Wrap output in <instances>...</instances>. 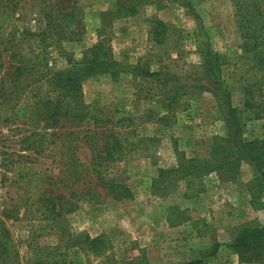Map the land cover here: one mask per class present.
<instances>
[{"label":"rangeland","instance_id":"1","mask_svg":"<svg viewBox=\"0 0 264 264\" xmlns=\"http://www.w3.org/2000/svg\"><path fill=\"white\" fill-rule=\"evenodd\" d=\"M154 2L118 19V0H0V264H174L206 258L215 240L223 246L210 263L237 264L224 244L241 223L264 226L257 168L219 107L227 87L244 121L239 138L264 140V85L253 84L264 70L241 36L237 0ZM153 17L169 22L162 43ZM97 44L123 70L84 78L71 115L48 118L41 102L63 89L59 73ZM207 52L220 56L218 87L198 83ZM116 139L117 159L100 168L132 198L98 180ZM96 236L107 244L99 253L87 242Z\"/></svg>","mask_w":264,"mask_h":264},{"label":"trees","instance_id":"2","mask_svg":"<svg viewBox=\"0 0 264 264\" xmlns=\"http://www.w3.org/2000/svg\"><path fill=\"white\" fill-rule=\"evenodd\" d=\"M255 1V2H254ZM260 0H237L238 3V15L240 17V32L244 38V43L248 48L255 51L256 69L264 70V5L259 3ZM147 2L157 3L154 0H118V8L115 12L116 18H134L136 19L143 5ZM190 5V4H189ZM69 16V14H64ZM169 22L153 17L151 20V33L154 40L158 43H162L166 39L168 32ZM103 44H97L90 49L91 54L76 62V68L68 72H60L59 79L63 83V89L55 98H47L42 103V106L46 108L45 114L50 119H57L60 116L71 115L73 112L69 108V101L73 97L80 96L82 94L84 78L94 75L99 72H107L112 77H118L119 73L123 70L121 64L108 54L107 51H103ZM101 52V53H100ZM219 55H211L210 52L205 53L204 61L206 65V80L205 84L201 80L202 87L207 88L209 85H222L221 82V70L218 69ZM133 71L137 74L144 76H151L164 80L163 74L160 71H152L150 69L142 68L141 66H132ZM21 69V66L16 68ZM219 70V73H218ZM254 85H264L262 79H255ZM249 89L245 90L244 105L249 108L251 103V96L249 95ZM221 104L219 105L220 111L224 114L225 119L230 123L233 129V138L238 141V145L241 150L242 157L247 159L254 167L257 168L255 176L256 186L263 192L264 190V140H245L239 138V133L242 134L243 123L240 117V108L236 107L232 103V94L230 90L223 89L221 92ZM244 111V110H243ZM78 115V114H77ZM83 118L84 116H79ZM78 118V117H75ZM259 142V143H258ZM122 149V144L117 139L112 144H107L103 150L104 154L98 161L99 166L96 167L98 174V180L101 185L109 189L110 193L117 199H123L126 197L132 198L133 192L125 184L116 181L115 177L107 178L101 170V165L110 163L117 159L118 153ZM189 160L193 161V158ZM188 169V167L186 168ZM200 168L196 166H189V171L192 174L195 170ZM219 169V165L212 166L208 171ZM55 207V206H54ZM239 216H246L243 210H240ZM87 242L89 248L97 253L102 252L107 246L106 241L101 236L88 237ZM232 253L238 255L237 264H264V226L262 225H249L247 223L240 224V232L229 242L224 244ZM223 246V243L215 240L212 250L209 252L206 258H196L184 262H178L174 264H211L209 259H215L219 255V250ZM7 241H3L0 238V256L6 253ZM77 256L78 253L74 252ZM78 264H84L78 260Z\"/></svg>","mask_w":264,"mask_h":264}]
</instances>
